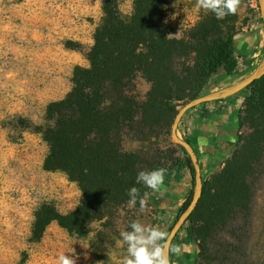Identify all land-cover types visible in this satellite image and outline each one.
I'll list each match as a JSON object with an SVG mask.
<instances>
[{
	"label": "trees",
	"instance_id": "1",
	"mask_svg": "<svg viewBox=\"0 0 264 264\" xmlns=\"http://www.w3.org/2000/svg\"><path fill=\"white\" fill-rule=\"evenodd\" d=\"M168 9V0H135L133 14L124 20L119 0H105L104 18L87 54L89 67H76L72 90L49 104L47 120L55 122L57 129L43 132L50 147L44 169L63 172L77 183L83 202L69 214L50 203L42 205L32 230L33 242H39L54 222L70 234L88 237L94 224L129 207L127 193L132 187L141 196L148 193L146 201L158 215L152 227L159 228L161 199L174 190L182 167L189 170L194 187L190 157L177 144L187 155L185 166L180 161L168 165L163 137L184 102L212 92L210 81L215 75L224 71L227 78H234L238 74L240 51L233 24L237 14L217 19L210 12L182 36L174 37L167 23ZM243 53L248 58L253 55ZM139 79L150 84L144 98L133 95ZM244 92L249 94L240 107L235 149L225 163L213 164L204 174L198 207L172 244V248L178 245L180 233L189 226L191 250L195 245L198 249L194 264H254L246 228L264 173V77L233 97ZM209 104L186 115L200 108L206 112ZM157 168L167 171L160 190L153 193L136 182V175ZM173 192L187 195L186 210L194 188L189 193ZM238 218L246 224L230 232L231 240H219L221 231Z\"/></svg>",
	"mask_w": 264,
	"mask_h": 264
},
{
	"label": "rangeland",
	"instance_id": "2",
	"mask_svg": "<svg viewBox=\"0 0 264 264\" xmlns=\"http://www.w3.org/2000/svg\"><path fill=\"white\" fill-rule=\"evenodd\" d=\"M242 1L233 23L237 46L241 47L239 40L248 34L258 46L261 44V53L255 60H249L243 51L237 52L238 74L227 78L226 73L220 71L210 81L212 91L241 82L264 60V22L258 0ZM134 2L119 0L124 20H129L133 14ZM168 2L167 23L174 37L182 36L186 29L210 13L198 9L197 0ZM104 3L105 0H0V264H56L61 253L75 258L76 264H123L127 245L120 233L130 231L129 225L134 220L152 226L158 217L157 211L146 201L143 209L140 203L129 206L94 224L86 238L70 234L54 222L39 242L32 241L36 214L42 205L50 203L62 214H69L83 202L77 183L63 172L44 169L50 147L43 132L57 129L55 122L47 120L49 104L62 100L72 90L76 67H89L87 54L103 21ZM132 90L134 96L144 98L150 84L139 79ZM248 94L244 92L231 99L243 102ZM186 116L178 130L179 138L185 141L189 139ZM229 122L231 132L221 153L222 164L238 142V115L233 113ZM163 148L170 158L168 165L180 161L185 166L187 155L173 142L172 129L163 137ZM201 164L204 174L213 167ZM180 174L183 185L179 188L189 193L194 188L191 174L185 167ZM184 194L180 205L171 209L163 207L166 196L161 199L159 228L167 237L185 211L187 195ZM249 223L246 231L250 234L247 238L250 260L264 264V173ZM245 224V219L238 218L221 231L218 239L231 240L230 232ZM189 235L187 226L178 237L177 246L181 251H171L172 264H194L197 260L198 249L195 245L191 250Z\"/></svg>",
	"mask_w": 264,
	"mask_h": 264
},
{
	"label": "clouds",
	"instance_id": "3",
	"mask_svg": "<svg viewBox=\"0 0 264 264\" xmlns=\"http://www.w3.org/2000/svg\"><path fill=\"white\" fill-rule=\"evenodd\" d=\"M241 0H197L196 7L212 12L217 19H223L227 15H235ZM165 168H157L151 171L140 170L136 175V182L149 188L153 193L160 190L163 184ZM128 204L134 206L139 201L143 209L148 193L143 196L137 188L128 190ZM130 231H122L120 236L127 245V256L123 264H170L169 251L179 253L180 246L174 249L169 248L166 233L158 228L141 224L138 220L130 223ZM163 241V243H162ZM56 264H76V259L72 256L61 253L56 260Z\"/></svg>",
	"mask_w": 264,
	"mask_h": 264
},
{
	"label": "crops",
	"instance_id": "4",
	"mask_svg": "<svg viewBox=\"0 0 264 264\" xmlns=\"http://www.w3.org/2000/svg\"><path fill=\"white\" fill-rule=\"evenodd\" d=\"M239 41L241 44L239 48L240 52L247 51L246 53H253L249 57V60H255V58L259 57L261 44L258 46L255 39L247 34ZM241 103L240 99H230L223 103L208 105L205 108L206 112L200 108L186 116V135L195 146L198 157L204 164L217 165L222 163V160H220L223 158L221 157V153L224 152L223 149H225L226 144L229 142L226 139L231 132L229 129V118L233 113L234 115H238L239 118ZM180 182L181 180L173 186L175 191L177 189L185 191V188H179L183 185ZM174 190L167 191V193L170 192L172 194H166V203L163 207L171 209L180 205L173 194L181 196L182 193L173 192ZM167 198H170V200Z\"/></svg>",
	"mask_w": 264,
	"mask_h": 264
},
{
	"label": "water",
	"instance_id": "5",
	"mask_svg": "<svg viewBox=\"0 0 264 264\" xmlns=\"http://www.w3.org/2000/svg\"><path fill=\"white\" fill-rule=\"evenodd\" d=\"M258 3L264 22V0H258ZM263 77H264V60L262 64L250 76H248L246 79L242 80L241 82L226 86L219 91H212L210 93L202 95L199 98L188 102L179 109L172 126V138H173V142L183 147L186 153L188 154V156L190 157L194 167L195 183H194V195L191 204L178 218L177 222L175 223L174 227L172 228L168 236V243L170 249L172 248V244L176 239L177 235L179 234L183 226L188 222L190 216L198 207V204L203 195V187H204L203 184L204 171L202 164L199 160L198 154L196 152V148L193 146L191 142L182 140L178 136L179 126L183 118L189 111L193 110L194 108L202 104L224 100L239 94L240 92L248 88L250 85H252L255 81L260 80ZM169 259H170V264H172L171 251H169Z\"/></svg>",
	"mask_w": 264,
	"mask_h": 264
}]
</instances>
